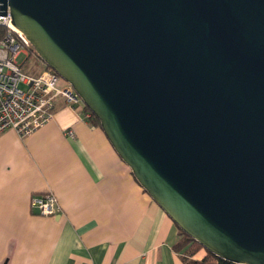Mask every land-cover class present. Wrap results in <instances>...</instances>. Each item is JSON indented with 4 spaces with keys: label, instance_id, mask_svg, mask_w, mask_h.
Listing matches in <instances>:
<instances>
[{
    "label": "water",
    "instance_id": "water-1",
    "mask_svg": "<svg viewBox=\"0 0 264 264\" xmlns=\"http://www.w3.org/2000/svg\"><path fill=\"white\" fill-rule=\"evenodd\" d=\"M187 234L264 264V0H0Z\"/></svg>",
    "mask_w": 264,
    "mask_h": 264
},
{
    "label": "crops",
    "instance_id": "crops-1",
    "mask_svg": "<svg viewBox=\"0 0 264 264\" xmlns=\"http://www.w3.org/2000/svg\"><path fill=\"white\" fill-rule=\"evenodd\" d=\"M84 106L57 102L30 135L0 134V264H186L181 232ZM73 130L69 134L68 130ZM53 193L56 213L31 198Z\"/></svg>",
    "mask_w": 264,
    "mask_h": 264
},
{
    "label": "built area",
    "instance_id": "built-area-1",
    "mask_svg": "<svg viewBox=\"0 0 264 264\" xmlns=\"http://www.w3.org/2000/svg\"><path fill=\"white\" fill-rule=\"evenodd\" d=\"M30 44L21 30L14 29L10 11L0 14V134L14 129L21 136L30 135L53 118L61 99L73 108L85 105L71 83L58 84L60 75L50 66L36 74L23 70L18 56L26 53L28 57ZM56 204L53 193L31 198L41 215H54Z\"/></svg>",
    "mask_w": 264,
    "mask_h": 264
},
{
    "label": "trees",
    "instance_id": "trees-1",
    "mask_svg": "<svg viewBox=\"0 0 264 264\" xmlns=\"http://www.w3.org/2000/svg\"><path fill=\"white\" fill-rule=\"evenodd\" d=\"M28 50H29L28 51L29 55L27 58L33 55L34 57L39 56L35 51L34 47L32 46V44L29 45ZM46 67H48V65L45 63V66L43 68ZM84 107L87 111L90 112V116H89L90 121L93 124L101 126L100 120L96 117V115L93 112H91V110L86 105H84ZM179 229L181 232V236L179 241L175 245L176 247H186V252L188 253L189 256H194V254H197L199 251L205 250V255L202 258H196V259L191 257L186 258V264H239L216 255L210 250L204 248L203 245H201L197 240H195L185 231H183L180 227Z\"/></svg>",
    "mask_w": 264,
    "mask_h": 264
},
{
    "label": "rangeland",
    "instance_id": "rangeland-1",
    "mask_svg": "<svg viewBox=\"0 0 264 264\" xmlns=\"http://www.w3.org/2000/svg\"><path fill=\"white\" fill-rule=\"evenodd\" d=\"M18 61L22 64L23 70L27 73H30V74H36L37 72L39 73L42 70V68L44 67V63H45L39 56L34 57V55H33V56L27 58L26 53H21L18 56ZM65 81L66 80L60 76V80H59L58 84L64 85ZM21 86L23 87L22 84H21Z\"/></svg>",
    "mask_w": 264,
    "mask_h": 264
},
{
    "label": "bare ground",
    "instance_id": "bare-ground-1",
    "mask_svg": "<svg viewBox=\"0 0 264 264\" xmlns=\"http://www.w3.org/2000/svg\"><path fill=\"white\" fill-rule=\"evenodd\" d=\"M13 27H14V29H16V30H20L19 28H17L14 24H13Z\"/></svg>",
    "mask_w": 264,
    "mask_h": 264
},
{
    "label": "flooded vegetation",
    "instance_id": "flooded-vegetation-1",
    "mask_svg": "<svg viewBox=\"0 0 264 264\" xmlns=\"http://www.w3.org/2000/svg\"><path fill=\"white\" fill-rule=\"evenodd\" d=\"M44 66H45V63H44Z\"/></svg>",
    "mask_w": 264,
    "mask_h": 264
}]
</instances>
